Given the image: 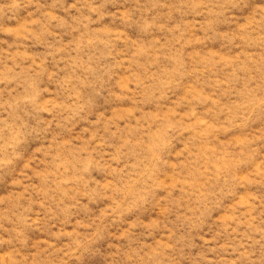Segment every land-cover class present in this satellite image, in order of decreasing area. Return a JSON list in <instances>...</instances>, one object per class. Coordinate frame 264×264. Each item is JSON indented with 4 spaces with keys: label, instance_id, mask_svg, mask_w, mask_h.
<instances>
[{
    "label": "rangeland",
    "instance_id": "1",
    "mask_svg": "<svg viewBox=\"0 0 264 264\" xmlns=\"http://www.w3.org/2000/svg\"><path fill=\"white\" fill-rule=\"evenodd\" d=\"M0 264H264V0H0Z\"/></svg>",
    "mask_w": 264,
    "mask_h": 264
}]
</instances>
